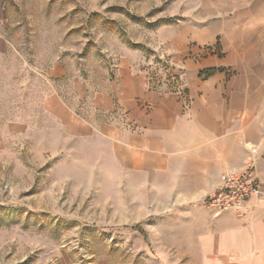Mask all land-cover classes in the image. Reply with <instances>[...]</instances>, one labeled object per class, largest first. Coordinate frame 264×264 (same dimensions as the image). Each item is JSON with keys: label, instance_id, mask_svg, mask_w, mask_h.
Segmentation results:
<instances>
[{"label": "crops", "instance_id": "crops-1", "mask_svg": "<svg viewBox=\"0 0 264 264\" xmlns=\"http://www.w3.org/2000/svg\"><path fill=\"white\" fill-rule=\"evenodd\" d=\"M184 1L197 17L161 24L152 41L170 78L147 70L138 47L122 46L101 76L58 58L39 74L42 109L62 146L103 141L136 173L143 201L183 215L190 257L180 264H264V200L246 221L200 203L251 158L264 182V0Z\"/></svg>", "mask_w": 264, "mask_h": 264}, {"label": "rangeland", "instance_id": "rangeland-1", "mask_svg": "<svg viewBox=\"0 0 264 264\" xmlns=\"http://www.w3.org/2000/svg\"><path fill=\"white\" fill-rule=\"evenodd\" d=\"M184 2L3 0L0 264H180L190 257L183 215L143 201L149 196L138 189L136 173L122 170L103 141L62 146L57 124L42 109L39 75L67 58L101 76L127 46L144 48V67L170 78L152 55V41L161 24L183 28L197 17ZM12 124L20 130L10 132ZM236 217L246 221L250 213Z\"/></svg>", "mask_w": 264, "mask_h": 264}, {"label": "built area", "instance_id": "built-area-1", "mask_svg": "<svg viewBox=\"0 0 264 264\" xmlns=\"http://www.w3.org/2000/svg\"><path fill=\"white\" fill-rule=\"evenodd\" d=\"M263 200L264 182L257 177L251 158L239 171L222 173L218 184L202 196L200 203L214 211H231L246 217L255 203Z\"/></svg>", "mask_w": 264, "mask_h": 264}, {"label": "trees", "instance_id": "trees-1", "mask_svg": "<svg viewBox=\"0 0 264 264\" xmlns=\"http://www.w3.org/2000/svg\"><path fill=\"white\" fill-rule=\"evenodd\" d=\"M166 21H169V19H167ZM141 48H142V47H141ZM143 50H144V48H143ZM146 53H147V52H146ZM134 227H135V229H136L137 231H142V232H143V230H142V228H141V226H140L139 224L135 225Z\"/></svg>", "mask_w": 264, "mask_h": 264}]
</instances>
